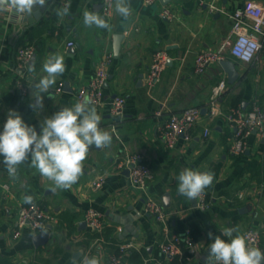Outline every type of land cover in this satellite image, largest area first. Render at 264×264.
Here are the masks:
<instances>
[{"label": "crops", "instance_id": "1", "mask_svg": "<svg viewBox=\"0 0 264 264\" xmlns=\"http://www.w3.org/2000/svg\"><path fill=\"white\" fill-rule=\"evenodd\" d=\"M209 0H172L167 4L175 12L170 20L161 14L164 4L145 0H130L133 14L125 21L113 10L105 15L103 7L96 5L103 0H71L70 14L61 20L56 9L65 0L54 1L42 18L34 23L11 19L10 13L0 15V130L6 122L7 112L17 111L24 121L34 126L39 133L40 122L51 117L62 107H71L77 101L75 92L91 79L97 61L106 53L113 58L108 66L109 78L105 86V101L93 106L101 116L100 127L113 135L110 147H92L84 161L83 174L69 189L51 190V182L26 162L19 166V178L10 179L3 163L0 178L8 182L14 196L4 198L0 190V261L5 264H73L82 256H95L103 264L114 251L109 243L87 240L80 229V222L89 207L103 211L109 224L123 226L126 238H133L151 255L156 254L157 242L163 237L162 225L154 215L144 210V194L134 188L129 175L119 171V158L127 153L140 152L153 171L147 189L160 198L170 192L169 224L174 232H181L195 223L200 230L196 240L199 256L191 264H205L208 247L213 242L207 233L222 235L223 230L234 227V235L244 234L253 226L261 233L264 249V134L252 130L246 149L233 154L230 145L234 141V130L223 115L210 116L208 102L213 86L226 78L227 88L220 106L227 112L240 104L246 108L257 101L264 108V47L253 61L245 62L233 57L226 45L231 29L229 13L242 6L245 0H220L226 12H209ZM264 1V0H259ZM85 10L98 12L110 25V30L86 27L83 23ZM122 32L124 39L119 55L113 52V35ZM73 41V46L68 42ZM33 44L36 53L31 63L36 74L43 75L42 63L51 53L64 56L66 71L57 78L51 90L52 96L43 94V109L33 111L31 92L33 75L26 83L29 92L23 95L17 86L18 70L15 54L18 46ZM71 49V50H70ZM204 49L221 51L224 59H231L240 74L234 83L228 82L227 73L220 63H213L203 73L195 72V56ZM165 50L170 61L154 85L149 86L145 77L151 66L153 55ZM140 74H143L140 81ZM69 87H64V82ZM61 92H56L61 85ZM69 88V89H68ZM242 94L239 100L235 97ZM126 99L125 112L117 119L109 112V103L115 96ZM53 97V98H52ZM204 106V112L193 129L192 138H181L173 148L165 146L159 127L173 112L189 106ZM161 110V115L156 111ZM113 124L115 126L113 127ZM206 128L209 134L204 135ZM3 160V157H2ZM184 168L214 173L209 206L200 209L197 201L177 195V176ZM105 174L104 184L94 189L91 182L98 174ZM31 196L55 214L59 220L48 228L50 235L45 244L35 246L34 230L30 225L21 227L18 237V211ZM162 201V200H161ZM163 203V202H162ZM137 217L130 221L129 229L115 222L106 214ZM73 214L76 230L68 234L65 225L60 226V216ZM121 234H118L120 237ZM81 251L78 259L74 253ZM124 264H132L129 257Z\"/></svg>", "mask_w": 264, "mask_h": 264}, {"label": "built area", "instance_id": "2", "mask_svg": "<svg viewBox=\"0 0 264 264\" xmlns=\"http://www.w3.org/2000/svg\"><path fill=\"white\" fill-rule=\"evenodd\" d=\"M158 0H145L151 3ZM203 1V0H200ZM209 12H226L224 5L220 0H209L207 2ZM114 6V0H103V12L110 15ZM161 14L172 20L175 18V12L167 5H164ZM231 19V29L226 45L229 47L230 54L242 61H253L259 51L264 47V1L245 0L241 7L229 13ZM74 42L69 41L68 46H73ZM36 53L33 44H26L17 47L15 54V63L18 70L17 86L20 92L25 95L29 92V86L26 83L30 73L27 71ZM113 58L112 52H106L96 63L95 71L86 85L81 86L75 92V99L83 102L86 98L92 104L101 105L105 101V86L109 78L108 66ZM169 54L165 50H158L154 53L151 66L146 74L145 81L149 86L155 84L160 78L163 70L169 62ZM224 59L221 51L204 49L195 56V72L203 73L207 67L213 63ZM22 73V74H21ZM227 80L221 78L212 89L208 102V111L210 116L223 115L230 127L234 130V141L230 145V151L233 154H241L247 147V139L252 130L264 134V108L253 101L251 106L244 108L240 104L232 106L227 112H223L220 101L226 91ZM62 84L57 86L55 91L61 92ZM126 99L124 96H115L109 103V112L117 119H121L125 112ZM204 106H189L178 112L171 113L167 120L159 127V134L168 148H173L181 138L190 140L193 129L202 115ZM156 115H161V110H157ZM115 124H113V127ZM3 129L0 130L2 132ZM209 134V128H206L204 135ZM2 157H0V166ZM117 167L119 171L128 170L130 183L134 188L139 189L144 194V210L152 215L161 223L163 237L157 242V254L164 258L179 256L189 261L199 256V249L189 228L181 232H174L170 229L169 215L170 211L163 205L160 198L151 194L147 185L153 178V171L144 156L140 152L127 153L119 158ZM105 174L100 173L91 182V187L97 189L105 182ZM0 190L4 198L14 196L11 186L8 182L0 178ZM210 199H207L205 192L197 199V206L200 209H206L209 206ZM59 218L38 202L22 204L18 211V229L13 233V237H18L21 233V227L30 225L35 234L48 230L49 224L57 223ZM86 226L91 231L101 232L104 224L108 223L103 211L94 207H89L84 214ZM123 226L116 227L114 234H122ZM247 243L253 247H261L260 231L250 226L244 234ZM116 249L109 255L103 264H124L125 260L133 251H141L142 246L133 238H120ZM97 242L109 243L103 237H97ZM188 252L189 255H185ZM153 256L145 257L144 261L153 259ZM0 264H5L0 261ZM159 264V263H158Z\"/></svg>", "mask_w": 264, "mask_h": 264}, {"label": "clouds", "instance_id": "3", "mask_svg": "<svg viewBox=\"0 0 264 264\" xmlns=\"http://www.w3.org/2000/svg\"><path fill=\"white\" fill-rule=\"evenodd\" d=\"M47 4L48 0H0V15L10 12L23 22L25 17L46 9ZM70 8L71 0H65L55 14L63 20L70 14ZM114 8L125 21L133 14L130 0H114ZM82 15L86 27L110 30L109 23L98 12L85 10ZM27 71L34 74L29 107L38 111L44 107L43 94L52 96L51 90L57 78L66 71L64 56L59 53L46 56L41 69L43 75L36 74L34 62L28 65ZM100 122L101 116L87 98L71 107H62L42 120L39 133L17 111L10 109L0 132V157H3L2 163L9 178L18 179L19 166L28 162L41 177L51 182L52 191L71 188L83 174L90 148H107L112 144V133L102 129ZM213 180L211 171L184 168L177 176V195L197 201ZM32 199L26 196L25 202L31 203ZM236 231L234 227L223 230L222 235L229 237L228 240L221 235L207 233L213 242L208 247L205 264H264V251L248 244L244 235H234ZM73 264H100V260L95 256H82Z\"/></svg>", "mask_w": 264, "mask_h": 264}, {"label": "water", "instance_id": "4", "mask_svg": "<svg viewBox=\"0 0 264 264\" xmlns=\"http://www.w3.org/2000/svg\"><path fill=\"white\" fill-rule=\"evenodd\" d=\"M54 1H56V0H48V4H47V8L46 9H41L39 13H36L32 17H25V20L23 22L34 23L36 20L42 18L44 13L48 10V7ZM171 1L172 0H160V2L162 4H164V5H167ZM58 3L59 4L61 3L60 0H59ZM95 7H96V9H101L103 7V5L102 4H98ZM10 17H11V19L19 20L18 18H15L14 16H12L11 13H10ZM124 37L125 36H124V34L122 32H116L113 35V52H114L115 57H117L119 55V52H120V49H121V43H122ZM169 61H170V58H169ZM219 63L221 65V67L223 68V70L227 73L228 82L229 83L236 82L238 80L240 74H239V72H238V70H237V68L235 66L234 61L231 60V59H222V60H220ZM142 77H143V74H140V81H142ZM106 85H107V83H106ZM64 87H66V88L69 87V82L68 81L64 82ZM92 105L95 106V104H92ZM244 108H246V102H244ZM204 111L205 110L203 109V112ZM124 173L129 175L128 170H125ZM161 200H162L163 205L165 207H169L170 206V201H171L170 192H165L161 196ZM106 214L110 217L111 220H113L115 222H118V223H121V224H124L127 229H129L130 221H133V220H135L137 218V217L130 216L129 214L128 215H118V214H115V213L111 212L110 210L107 211ZM48 228H52V225L49 224ZM81 228H86V222L84 220L80 222V229ZM126 231L127 230L123 231V233L120 235V238H124L125 237ZM49 235H50L49 230H43V231H40V232L36 233L34 235V237H33V241H34L35 246H40L42 244H45L47 242L48 238H49ZM81 253H82L81 251H76L74 253V258L78 259L79 256L81 255Z\"/></svg>", "mask_w": 264, "mask_h": 264}, {"label": "trees", "instance_id": "5", "mask_svg": "<svg viewBox=\"0 0 264 264\" xmlns=\"http://www.w3.org/2000/svg\"><path fill=\"white\" fill-rule=\"evenodd\" d=\"M242 94H239L235 97V100H239L241 98ZM213 188V183L210 187L205 189V194L207 199L211 198V190ZM180 197V196H179ZM59 225H65L68 230V234H72L76 230V225L73 222V214L70 213H64L60 216V222ZM116 226L113 224L106 223L104 224V227L101 232H95L91 231L89 229H86L84 234L87 238V240L80 241L79 243H84V245L89 244V240H92L97 237H103L105 240L109 242V244L113 247V249H116V245L120 241L118 235L114 234L113 232L115 231ZM191 234L194 237V240L196 241L199 234L200 230L198 229L197 225L195 223H192L189 227ZM264 251V249H263ZM185 255H189L188 252H185ZM144 256L150 257L153 256V259H149L148 261H144ZM129 259L132 264H191V261H189L186 258H180L179 256H174L172 258H164L161 257L159 254H153L149 253L147 248H142L141 251H133L129 255Z\"/></svg>", "mask_w": 264, "mask_h": 264}]
</instances>
